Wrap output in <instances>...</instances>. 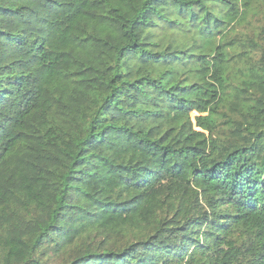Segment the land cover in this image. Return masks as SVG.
Segmentation results:
<instances>
[{"label": "trees", "instance_id": "16d2710c", "mask_svg": "<svg viewBox=\"0 0 264 264\" xmlns=\"http://www.w3.org/2000/svg\"><path fill=\"white\" fill-rule=\"evenodd\" d=\"M0 264H264V0H0Z\"/></svg>", "mask_w": 264, "mask_h": 264}, {"label": "rangeland", "instance_id": "374dc122", "mask_svg": "<svg viewBox=\"0 0 264 264\" xmlns=\"http://www.w3.org/2000/svg\"><path fill=\"white\" fill-rule=\"evenodd\" d=\"M194 114H195V112H194V111H191V112H190V115H191V116H193Z\"/></svg>", "mask_w": 264, "mask_h": 264}]
</instances>
